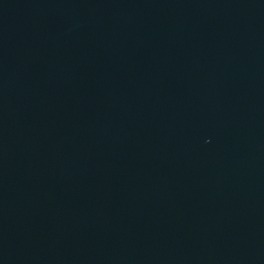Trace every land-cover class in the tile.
<instances>
[{
  "label": "water",
  "instance_id": "water-1",
  "mask_svg": "<svg viewBox=\"0 0 264 264\" xmlns=\"http://www.w3.org/2000/svg\"><path fill=\"white\" fill-rule=\"evenodd\" d=\"M0 264H264V0H0Z\"/></svg>",
  "mask_w": 264,
  "mask_h": 264
}]
</instances>
